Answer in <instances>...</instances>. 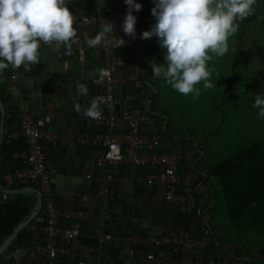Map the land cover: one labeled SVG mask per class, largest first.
<instances>
[{
    "label": "crops",
    "instance_id": "0c3cea01",
    "mask_svg": "<svg viewBox=\"0 0 264 264\" xmlns=\"http://www.w3.org/2000/svg\"><path fill=\"white\" fill-rule=\"evenodd\" d=\"M134 2L142 5L139 12L132 13L137 19L135 28L149 31L150 26L155 23L151 15V9L154 7L152 0ZM66 3L73 14H88L95 4L92 0H66ZM101 7L103 14L113 23L114 30L122 32L121 25L127 8L123 0H102ZM261 15H264V0H257L255 14L239 22L238 32L243 31V35L237 42L238 55H235L233 48L236 44L235 34L229 38L228 53L223 57H214L208 63L212 71L211 82L216 86L204 89L203 83L197 85L200 92L206 93V99L216 96V100H220L226 95L227 106L232 104L241 109L246 121L258 116V110L253 107L255 95L259 93L264 95V22L257 19ZM76 30L79 42L73 45L70 53L63 48L60 51H53L42 44L40 64L33 65L31 71L21 68V90L29 100L35 124L57 136L55 141L46 144V163L56 171L52 178V189L58 206L84 213L79 236L69 244L66 253L59 257L60 260L68 264H196L199 252L196 253L195 249L191 251L192 249L174 245L145 246L141 243L132 245L124 240V236L130 233L147 237L153 234L173 235L177 229L185 232L181 227H176L168 217L159 189L145 184V176L148 173L145 167L129 169L121 166L113 170L114 178L107 206L109 217L107 219L103 217L104 207L95 199L96 186L91 179L86 178V175L93 172L99 147L84 146L76 141L81 134L94 136L99 130L90 118L74 110L76 103L82 108L87 106L93 92L90 81L103 63L101 54L94 48H89L86 43L89 38H93V29L76 27ZM139 51L142 57L140 76L135 84H121L120 90L124 93L137 90L140 97L135 107L141 103H150L152 107L160 109L162 103H168L170 100L168 97L175 96L172 88L164 80L152 76L151 65L154 62L157 65L164 63L163 50L159 47L157 38L153 37L141 40ZM125 73L124 70H119L118 75L123 77ZM256 80H260L259 85L253 88V82ZM77 84L86 86L88 90L86 96L77 95ZM0 86L4 87V73L0 75ZM154 89H157L158 95L152 94ZM167 92L168 97L164 95ZM181 97L190 104H201L192 94ZM238 116L234 115V121ZM162 117L167 124L169 118L163 112ZM12 118L10 116L8 118L9 125L14 121ZM161 125L163 124L160 121L155 127ZM242 128L243 125L239 129ZM260 129L257 131L261 132ZM7 131L8 128L4 130ZM176 143L179 142L170 140L171 145ZM185 153L180 169L184 178L183 186L186 187L198 180L196 188L203 198L209 199L210 204L215 203L216 187L209 185V179L204 174L207 171L206 164L216 162L219 158L213 157L212 151L206 155L201 154L199 150L195 152L188 148ZM198 153L200 156L196 157ZM197 173L203 174L204 178L199 180ZM5 179L9 183L13 182L10 174L5 176ZM16 183L18 186L12 189L16 192L10 194L28 202L37 199L35 190L38 189L35 188V183L32 185ZM212 212L215 213L213 209ZM100 232L111 234L113 239L105 243L98 242L97 234ZM204 237L208 239L206 233ZM39 238L40 223L34 222L27 226L23 241L16 242L10 250L2 253L0 264H39V257L29 252L30 246ZM219 253L217 247L207 245L200 256L214 257ZM220 256L225 255L221 253Z\"/></svg>",
    "mask_w": 264,
    "mask_h": 264
},
{
    "label": "built area",
    "instance_id": "2783aa9c",
    "mask_svg": "<svg viewBox=\"0 0 264 264\" xmlns=\"http://www.w3.org/2000/svg\"><path fill=\"white\" fill-rule=\"evenodd\" d=\"M92 1L95 4L90 13L73 15L76 18L75 27L92 28L94 38L101 31L104 22L110 19L103 14L102 0ZM135 30V38L126 36L123 31L114 30V35L125 41L124 46L120 48L112 51L110 48H94L103 57V66L99 69L107 70L108 75L101 80L98 69L90 81L95 90L89 97L87 106L94 99L99 105L100 118L90 119L99 131L94 136L81 134L76 138L81 145L99 147L93 172L86 175V178L91 179L96 186L95 199L103 205L105 219L109 217L107 206L109 189L114 178L112 169L118 166L133 169L150 167L151 171L145 176V184L159 189L166 212L188 214L196 206L193 192L195 190L190 186L184 188V178L179 170L188 148L179 143L170 144V138L161 132L165 129L166 122L161 115L151 109L149 103L144 104L141 109L133 108L134 102L140 97L137 92L124 93L120 90L121 84L127 83L130 79L136 81L140 76L142 57L139 51L141 41L139 37L144 30L143 28ZM120 67L127 69L123 77L118 75ZM21 68L9 67L4 72L6 90L14 97L16 104V119L8 127L6 141H23L22 149L12 151L13 159L19 161L13 178L21 182L35 183L42 194L40 238L30 246L29 252L39 257V264H68L62 262L59 257L66 253L69 244L79 236L84 213L58 206L52 189V178L56 171L46 163V144L55 141L57 136L35 124L29 100L21 90ZM160 121L163 125L156 128ZM207 216L204 213V219ZM124 237L126 243L132 245L139 243L145 246L174 245L192 250L204 246V239L191 238L178 229L173 235L153 234L142 237L130 233ZM112 239L111 234L103 232L97 234L100 243ZM196 264H214V260L200 259Z\"/></svg>",
    "mask_w": 264,
    "mask_h": 264
},
{
    "label": "clouds",
    "instance_id": "9594fccd",
    "mask_svg": "<svg viewBox=\"0 0 264 264\" xmlns=\"http://www.w3.org/2000/svg\"><path fill=\"white\" fill-rule=\"evenodd\" d=\"M127 6L121 25L126 36L135 38L137 23L133 12L142 9L134 0H123ZM151 15L155 23L140 34L141 40L157 38L163 50L164 63L151 65L152 76L164 80L173 91L183 96L200 95L216 86L211 82L208 67L214 57L229 51V38L239 30V22L255 14L257 0H152ZM264 22V15L259 16ZM105 21V20H104ZM76 18L66 0H0V75L9 67L31 71L40 64L41 45L53 51L61 48L69 53L79 42ZM89 48H120L125 41L114 35V25L105 21L100 32L87 40ZM101 80L107 70H98ZM77 95L86 96L84 84H77ZM254 108L264 119V95L256 94ZM74 110L90 119H99L101 112L94 99L87 107L79 103ZM4 136V135H3Z\"/></svg>",
    "mask_w": 264,
    "mask_h": 264
},
{
    "label": "trees",
    "instance_id": "16d2710c",
    "mask_svg": "<svg viewBox=\"0 0 264 264\" xmlns=\"http://www.w3.org/2000/svg\"><path fill=\"white\" fill-rule=\"evenodd\" d=\"M242 35L243 31L240 30L236 33L235 36L234 43L236 44L233 48L236 56L238 55L239 51V48L236 47L237 42L242 39ZM102 61L103 57L101 55V62ZM119 70H124L125 72L127 71L126 67H120L118 68V72ZM261 72H263V70H261ZM125 75L126 73L124 74V76ZM259 81L260 80H256L253 82V88H256L257 85H259ZM135 82V80L130 79L127 80V83H125L124 85H129L130 83L135 84ZM135 88L137 89L138 87L136 86ZM93 90H95L94 87ZM156 90L152 93L154 96L158 95V91ZM134 91L137 92V90ZM171 91L175 96L169 98L167 96L168 92L164 93V95L166 94V97H168V99L170 100L166 104L162 103V106L160 107L161 111L159 108L156 109V107H152L149 103L151 109L154 112L159 113L161 116L163 112L167 116V118H169V122L166 124L165 129L161 130V132L165 136L169 137L170 140H177L180 144L186 145L189 149H192V151L196 152L199 150L201 154L204 153L206 155H208L212 151V149L219 152L222 156L218 159V161L206 164L207 171L204 175L208 177L209 185L211 187H216L215 192H217V194L218 190L220 189L227 216L234 222L235 227L238 231H241L243 229V226L247 224L259 231H264V119L258 118V116H253L251 120L246 121L247 119H244V112H242L241 109H239L237 106H232V104L230 106H227V100H225L226 95L222 99L220 98V100H216V96L211 97V99H206V93L202 91L200 92L199 96H195V99H197V101H199L201 104H196L194 106L190 103L184 104L180 102L179 104L176 96L179 97L180 100H184V98L181 97L183 95H180L173 90ZM0 98L5 111V130L9 126V116L13 117L12 121L16 119L15 100L14 97H12L11 94L6 90L5 80L4 87L0 86ZM137 101L134 102L133 108L141 109L145 103L138 104L139 106L135 107ZM166 105L194 106V109L190 111H193L194 116L199 117L198 122L192 124V126L189 127L179 128L178 125L172 122L170 114L167 112V109L165 107ZM201 108L203 109L202 112L199 111ZM235 114L236 116L239 115L238 117H236V121H234ZM249 115L251 114L249 113ZM200 117L203 119H201ZM214 117L215 119H217L215 120ZM212 122L215 126V131H212V134L210 136H205L204 140L209 145L208 148H205L204 142L202 141L203 139L200 135L202 131L208 130V125ZM242 125L243 128L240 130L239 128L242 127ZM255 128H261V132L257 131V129ZM222 129H230V132H228L226 136H224L225 138H220L218 136L219 134L221 136ZM172 130H174L175 133L172 132ZM232 143L235 144V148H233V150H230ZM22 148V140L7 142L6 132H4L0 151V184L5 188L13 189L14 187L18 186L16 182H21L13 178L14 170L19 166V161L13 159L12 151L14 149L19 150ZM200 153H198L197 155H200ZM145 168L148 173L151 171L150 167ZM196 168L198 167L196 166ZM114 169L115 168H113L112 170ZM9 174L13 179V182L11 183H9L5 179V176ZM197 175L199 176V180H202L204 178L203 174L197 173ZM197 182L198 180L188 185L195 190L193 191L196 200V206L194 210H192V212L188 214H172L167 212L168 217L172 220L173 224L176 227H181V229L185 230L184 233L188 234L189 237L204 239V246L201 248V250L197 249L196 251V253L199 252V259L197 258V261L200 259H212L214 260V264H250L244 259L234 257L230 253H225L223 254L225 256H220L223 250L218 247V243L214 236L211 234L212 232L210 230L211 224L213 222L212 219L215 218L211 209L212 204L214 203L210 204L209 199H202V194L199 192L198 188H196ZM24 184L32 185L33 183L24 182ZM37 187L38 186L36 185L35 188ZM4 196H6L7 199H5ZM33 196L35 197L36 195L34 194ZM35 199L36 198H34L32 202L23 201L21 198H16L12 194L5 195L0 191V244L8 235L11 234L13 229L24 218L28 216L34 205ZM204 213L208 215L206 219H204ZM40 218L41 213L36 218H34L33 221H31L27 226L29 227V225L33 224L34 222L40 223ZM237 219L238 221H236ZM27 226L18 233L16 238L12 241V243L7 247L6 250H10L13 244H15L16 242L23 241V238L25 237V234L27 232ZM204 233L207 234L208 239L204 237ZM207 245L217 247L218 251L220 252L219 255H216L214 257L200 256V253L202 252V250H205L207 248ZM6 250H4V252H6Z\"/></svg>",
    "mask_w": 264,
    "mask_h": 264
},
{
    "label": "rangeland",
    "instance_id": "374dc122",
    "mask_svg": "<svg viewBox=\"0 0 264 264\" xmlns=\"http://www.w3.org/2000/svg\"><path fill=\"white\" fill-rule=\"evenodd\" d=\"M176 99H178L177 101L179 102V104L180 102L189 103L185 101L186 99L180 100V98L177 96ZM193 105L195 106V104ZM194 106L166 105L165 107L167 109V112L170 114L172 122L178 125L179 128H184L192 126V124L198 122L199 117L194 116L193 111H190L194 109ZM199 111L202 112L203 109L201 108ZM212 131H215V126L213 122L209 123L207 131L201 132L200 136L203 139L202 141L204 142L205 148H208L209 145L204 140V138L205 136H210L212 134ZM228 132H230V129H222L221 136L220 134L218 136L220 138H225L224 136H226ZM233 148H235L234 143H232L230 150H233ZM195 156L198 157L200 155ZM212 156L218 159L222 155L212 149ZM212 209L215 211V218L212 222V227L210 228V230L212 232L211 234L214 236L218 243V247L223 250L221 253H230L234 257L244 259L250 264H264V231H259L248 224H244L245 226H243V229L241 231H238L235 227L234 222L230 220L227 216L220 189L218 190V194L215 198L214 207ZM236 221H238V219Z\"/></svg>",
    "mask_w": 264,
    "mask_h": 264
},
{
    "label": "water",
    "instance_id": "95a60500",
    "mask_svg": "<svg viewBox=\"0 0 264 264\" xmlns=\"http://www.w3.org/2000/svg\"><path fill=\"white\" fill-rule=\"evenodd\" d=\"M4 122H5V111H4V107L0 98V151H1V145H2V141H3V135H4ZM0 191L4 192V193H14L16 192L15 190L12 189H6L5 187H3V185L0 184ZM35 193L37 194V199L35 202V205L30 213V215L24 219L23 221H21L11 232L10 235H8L3 242L0 244V256L2 255V253L4 252V250L7 249V247L12 243V241L16 238V236L18 235V233L25 228L31 221H33V219L35 217H37L42 209V194L39 190H35Z\"/></svg>",
    "mask_w": 264,
    "mask_h": 264
}]
</instances>
